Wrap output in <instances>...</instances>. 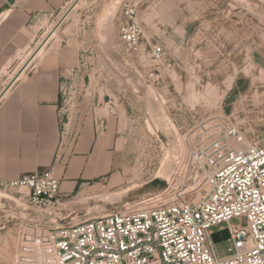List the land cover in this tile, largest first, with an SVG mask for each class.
I'll use <instances>...</instances> for the list:
<instances>
[{
	"label": "rangeland",
	"instance_id": "rangeland-1",
	"mask_svg": "<svg viewBox=\"0 0 264 264\" xmlns=\"http://www.w3.org/2000/svg\"><path fill=\"white\" fill-rule=\"evenodd\" d=\"M125 2L142 28L136 51L120 40ZM29 25L31 43L17 56L25 60L2 71L0 89L27 62H53L65 74L64 131L87 121L109 130L116 170L50 208L32 205L27 188L0 189V264H18L24 233L176 190L185 156L217 126L264 143V0H69ZM212 232L218 256H228L226 224Z\"/></svg>",
	"mask_w": 264,
	"mask_h": 264
},
{
	"label": "built area",
	"instance_id": "built-area-1",
	"mask_svg": "<svg viewBox=\"0 0 264 264\" xmlns=\"http://www.w3.org/2000/svg\"><path fill=\"white\" fill-rule=\"evenodd\" d=\"M122 14L120 40L136 51L142 35L136 5L125 2ZM180 170L176 190L153 200L24 233L18 264H264V143L246 140L232 125L217 126ZM20 188L39 208L65 201L54 168L0 182V189ZM224 224L231 247L220 257L212 229Z\"/></svg>",
	"mask_w": 264,
	"mask_h": 264
},
{
	"label": "crops",
	"instance_id": "crops-1",
	"mask_svg": "<svg viewBox=\"0 0 264 264\" xmlns=\"http://www.w3.org/2000/svg\"><path fill=\"white\" fill-rule=\"evenodd\" d=\"M68 1L0 0V77L25 60L17 56L31 43L30 20L57 12ZM27 63L33 67L8 72L0 89L5 91L0 100V182L54 168L66 199L116 170L118 140L93 121L66 133L59 111L64 70L53 62Z\"/></svg>",
	"mask_w": 264,
	"mask_h": 264
},
{
	"label": "bare ground",
	"instance_id": "bare-ground-1",
	"mask_svg": "<svg viewBox=\"0 0 264 264\" xmlns=\"http://www.w3.org/2000/svg\"><path fill=\"white\" fill-rule=\"evenodd\" d=\"M119 4V3H118ZM117 5V4H116ZM5 93V91H2V93H0V99L3 98V94ZM169 157V156H168ZM6 195V194H5ZM7 197V196H6ZM9 198V197H8Z\"/></svg>",
	"mask_w": 264,
	"mask_h": 264
},
{
	"label": "water",
	"instance_id": "water-1",
	"mask_svg": "<svg viewBox=\"0 0 264 264\" xmlns=\"http://www.w3.org/2000/svg\"><path fill=\"white\" fill-rule=\"evenodd\" d=\"M8 3L13 4L14 2H13V0H8Z\"/></svg>",
	"mask_w": 264,
	"mask_h": 264
}]
</instances>
